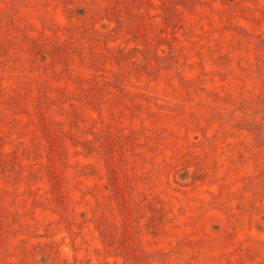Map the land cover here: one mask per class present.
I'll return each instance as SVG.
<instances>
[{
    "label": "rangeland",
    "instance_id": "374dc122",
    "mask_svg": "<svg viewBox=\"0 0 264 264\" xmlns=\"http://www.w3.org/2000/svg\"><path fill=\"white\" fill-rule=\"evenodd\" d=\"M0 264H264V0H0Z\"/></svg>",
    "mask_w": 264,
    "mask_h": 264
}]
</instances>
